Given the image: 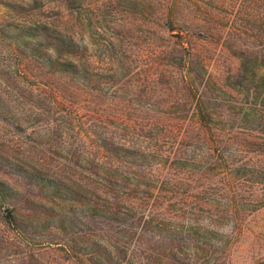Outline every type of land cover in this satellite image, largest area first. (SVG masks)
I'll return each instance as SVG.
<instances>
[{"label":"trees","instance_id":"trees-1","mask_svg":"<svg viewBox=\"0 0 264 264\" xmlns=\"http://www.w3.org/2000/svg\"><path fill=\"white\" fill-rule=\"evenodd\" d=\"M152 1L0 0L24 264H230L264 205V0Z\"/></svg>","mask_w":264,"mask_h":264},{"label":"rangeland","instance_id":"rangeland-1","mask_svg":"<svg viewBox=\"0 0 264 264\" xmlns=\"http://www.w3.org/2000/svg\"><path fill=\"white\" fill-rule=\"evenodd\" d=\"M153 1L154 8H157V0ZM4 12V9L0 6V19L3 17ZM134 24V26H138L139 21L136 20ZM133 36L137 38L136 43L141 44L142 42L141 46L145 41L148 42L154 39L148 35L147 37L143 35ZM224 65L234 68L236 62L226 60ZM7 77V43L3 42L0 43V106L3 105L0 109L2 112L9 100ZM23 178L24 122H13L9 118L6 119L0 116V182H7V186L21 195L24 193ZM15 196L21 198L18 195ZM9 200L11 199L2 200L0 198V264H24V212L22 209H17V212L14 213L17 217V223L15 225L10 224V213L12 212L9 204L12 203ZM15 201L18 202V199H15ZM222 234L228 236V228L223 229ZM231 236V246L227 251V258L224 255L219 256V259L223 260L225 258L230 264H250L258 260H264V205L247 216L242 226L235 230ZM47 253L49 251L46 253L38 252L39 261L32 262V264H63L57 261V258L59 259V256H61L60 253Z\"/></svg>","mask_w":264,"mask_h":264}]
</instances>
